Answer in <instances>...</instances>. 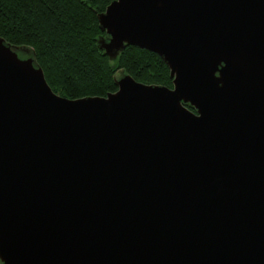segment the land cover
Masks as SVG:
<instances>
[{
    "label": "water",
    "instance_id": "water-1",
    "mask_svg": "<svg viewBox=\"0 0 264 264\" xmlns=\"http://www.w3.org/2000/svg\"><path fill=\"white\" fill-rule=\"evenodd\" d=\"M96 46L156 54L68 99L0 37L1 264H264V0H113Z\"/></svg>",
    "mask_w": 264,
    "mask_h": 264
},
{
    "label": "trees",
    "instance_id": "trees-1",
    "mask_svg": "<svg viewBox=\"0 0 264 264\" xmlns=\"http://www.w3.org/2000/svg\"><path fill=\"white\" fill-rule=\"evenodd\" d=\"M111 1L0 0V37L32 49L52 91L68 99L115 92L119 71L143 84L171 87L169 70L154 53L127 46L116 62L102 55L97 15Z\"/></svg>",
    "mask_w": 264,
    "mask_h": 264
}]
</instances>
